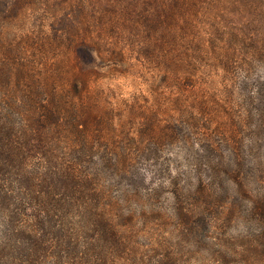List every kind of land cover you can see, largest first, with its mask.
<instances>
[{"label":"trees","instance_id":"16d2710c","mask_svg":"<svg viewBox=\"0 0 264 264\" xmlns=\"http://www.w3.org/2000/svg\"><path fill=\"white\" fill-rule=\"evenodd\" d=\"M203 32L207 60L230 67L236 58L237 74L251 71L264 58V0H0V264H176V236L215 247L219 230L250 216L264 229V106L249 110L248 155L234 146L235 131L215 128L179 156L120 136L113 108L94 94L104 46L120 65L132 46L175 78L187 63L180 42ZM250 71L245 101L259 104L264 81ZM190 91L201 109L189 111L190 130L199 120L210 130L220 100ZM154 113L152 144L177 142L186 127L162 128ZM146 157L157 183L142 174ZM150 220L169 225L173 243L143 240ZM258 238H231L236 254L259 259Z\"/></svg>","mask_w":264,"mask_h":264},{"label":"rangeland","instance_id":"374dc122","mask_svg":"<svg viewBox=\"0 0 264 264\" xmlns=\"http://www.w3.org/2000/svg\"><path fill=\"white\" fill-rule=\"evenodd\" d=\"M198 40L203 41L207 46H211V40L208 34L204 32L196 34L194 39L191 37L187 41L180 42V48L183 47L181 51H184L187 63L181 67L180 76L175 78H173L171 71L161 67L159 60L149 62L145 55L133 51L132 46H128L124 57L126 63L122 65L119 64V60L111 55L110 47L104 46L102 50L104 58L97 60L102 76L93 82L94 94L101 96L104 105L113 108L112 115L115 116V122L117 123V133L120 136L129 133L131 135H141L142 147L156 145L165 150L166 154L171 152L179 156H186L192 151L201 149L203 146L201 139L204 137L205 132L210 133L211 130L219 128L221 132L230 135L232 133L234 135L233 131H235L234 146L242 148L241 154L248 155L250 138L255 133L251 130L250 118L248 117L249 110L251 112L257 106H264V98H260L259 104L252 102L248 104L245 97L249 87L243 83L242 77L248 75L250 67L245 66L239 69L238 74L243 73L240 77L237 70L232 67L236 62V58L231 60L230 67H226L227 64L225 67L221 66L220 60L217 61L214 58L207 60L206 54L200 51L201 47L198 45ZM126 44L129 45L127 42ZM141 47L142 44L140 49ZM135 49L137 50V48ZM153 52H156L159 57L165 55V52L158 48ZM224 59L227 60L226 57ZM240 61L241 59L237 60V62ZM206 73L209 75L208 78H206ZM249 73L252 77L258 79L254 83L264 81L263 57H259L253 63ZM190 89H195L200 94L207 91L220 100L221 112L209 126L211 127L210 130L205 128L201 120H199V125L196 128L190 130L191 125L188 124L189 121L187 120L189 111L194 109L198 117L201 115L199 99L194 100V95ZM253 90L257 93V87H254ZM177 95L181 97V101L180 99L176 100ZM154 111V117L161 120L162 128H167L171 121L179 122L181 128L186 127V129L179 132L177 142L157 141V143L152 144L146 128L148 121L154 119L152 118ZM156 111L161 113L160 116L156 115ZM257 135L261 139L257 153H262L264 157V126L259 129ZM149 161L147 157L140 161V167H143L141 168L142 174L145 175L147 180L157 183V177L153 174ZM263 168V166L260 168L261 171L264 170ZM155 220H150L152 225L149 227L148 234H145V231L143 232L145 235L143 240L149 242L151 239L164 235L169 237L170 242L173 243L170 235H175V233H172L170 226L164 223V225L156 226L158 222ZM248 233L260 236L256 241L264 249V229L251 216L250 218L244 217V219L242 218L228 228L219 230L223 240L220 245L215 247H208L203 243L192 244L191 239L187 237L177 239L178 236H176L173 245L176 244V248L180 253V258L177 259L176 264H264V252L257 253L259 259H256L255 255H252L250 259V256L243 257L236 254L235 247L238 243H232L231 238L237 237L241 243H245V236ZM197 251L199 254L195 253ZM216 253H221V255L226 253V255L223 256L222 260L217 261L212 259Z\"/></svg>","mask_w":264,"mask_h":264}]
</instances>
